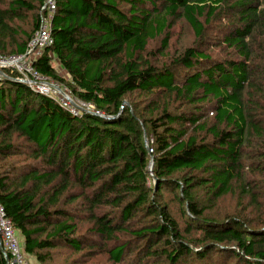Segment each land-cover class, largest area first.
Listing matches in <instances>:
<instances>
[{"label": "trees", "instance_id": "trees-1", "mask_svg": "<svg viewBox=\"0 0 264 264\" xmlns=\"http://www.w3.org/2000/svg\"><path fill=\"white\" fill-rule=\"evenodd\" d=\"M37 1L32 30L16 28L13 20ZM45 2L0 1V54L26 51ZM55 3L54 43L35 68L103 115H75L21 81L0 82V203L26 257L58 264L59 248L106 246L115 264L131 253L137 264H218L219 255L264 264V223L206 215L236 187L259 209L244 175L250 167L264 173V70L253 51L255 38L264 39V0ZM181 18L193 44L153 64L145 55L150 40L162 38L167 50ZM211 30L222 36L213 41ZM211 42L240 58L215 59ZM252 146L258 151L246 164ZM165 190L189 216L184 227ZM0 264H8L1 236Z\"/></svg>", "mask_w": 264, "mask_h": 264}, {"label": "rangeland", "instance_id": "rangeland-1", "mask_svg": "<svg viewBox=\"0 0 264 264\" xmlns=\"http://www.w3.org/2000/svg\"><path fill=\"white\" fill-rule=\"evenodd\" d=\"M1 5L3 7H7L9 3L12 0H0ZM39 2L37 1V7L35 10H28V9H22L18 17H16L13 20L14 26L22 27L28 31L32 30L33 27V19L35 18L36 14H39ZM44 11V10H43ZM47 12L45 11L44 15H46ZM225 27V26H221ZM222 35L219 34L218 31L211 30L209 32V38L214 40H217V38H220ZM171 42L170 47L163 51L161 50V40L162 38L152 39L149 42V45L147 47V52L145 53L146 56L151 60V62L155 65L161 66L162 64L170 63L174 56L183 51L184 48L187 46H190L193 44V41L195 40L194 35L188 26V24L185 22L183 18L176 21L174 24L172 31H171ZM210 39H205V42H207ZM256 42L253 45V51H254V59H255V65L260 66L262 70H264V39L258 38L256 39ZM261 40V42H260ZM208 47V52L211 53L215 59L217 60H225L231 57L240 58L234 54L229 52V49H223L221 47H214V45L211 43H207L206 45ZM12 46L9 47L7 51H10ZM262 82V81H260ZM56 86L58 89L65 95V90L61 87H59L57 84ZM261 87V85H260ZM70 90V89H69ZM71 91V90H70ZM255 90H253L254 92ZM72 98V93H66ZM59 99H61L60 95L57 94ZM74 95V94H73ZM47 96V95H46ZM52 99H54L51 96H48ZM76 98L74 104L72 102V107H76L78 110H82L83 108H86L85 106L81 105L78 102V98L74 95ZM256 97H259V95H256ZM260 98L262 101V104L264 106V94L260 95ZM80 101V100H79ZM57 102V101H56ZM82 102V101H81ZM83 103V102H82ZM126 103H128L126 101ZM91 106L90 108H92ZM91 110L87 109L83 110L84 112ZM262 119L264 122V110L262 111ZM146 144L151 148L152 140L149 139L147 136L145 137ZM152 149V148H151ZM258 151V148L256 146L249 147L246 150V156L244 158V161L246 164L253 162L254 158L252 157L253 154H255ZM248 152V153H247ZM249 155V157H248ZM246 181L250 179V188H254L258 200H259V209H257L251 202L252 198L250 194H243L242 192L236 189L221 198H219L214 205L210 206L207 211L206 215L211 216L214 219L222 220L227 216L239 214L242 218L245 220H249V225L257 228L261 227L264 223V173L260 172H254L251 170V167L245 170ZM259 184V186H258ZM204 189H200V195H202V202L208 203L207 201L208 197L204 193ZM261 192V193H260ZM164 195L167 198L168 201L172 200L173 192L170 190H165ZM171 211L176 216L177 220L180 222L181 226L184 227L185 220L189 217L188 215H184L180 208L176 205L174 201H171ZM245 216V217H243ZM88 223H85L84 225H81V229L83 230ZM122 241L127 238V236H122ZM127 239H133L131 237ZM106 246H102L101 248H94L92 250H85L79 253L72 252V249L68 248H59L58 250H54L53 252H56L57 255L55 256L56 260L58 261V264H115L112 260L109 259V255L107 250L105 249ZM219 255V254H218ZM129 256V255H128ZM134 255H131L127 257L124 263L122 264H137L138 262H133L132 257ZM223 256H218V264H235V259H230L229 261L222 260ZM29 260V264H41L39 263L34 256L28 255L27 256ZM193 260H197V258H194ZM74 261V262H72Z\"/></svg>", "mask_w": 264, "mask_h": 264}, {"label": "built area", "instance_id": "built-area-1", "mask_svg": "<svg viewBox=\"0 0 264 264\" xmlns=\"http://www.w3.org/2000/svg\"><path fill=\"white\" fill-rule=\"evenodd\" d=\"M43 8L47 14L42 17L41 24L29 40L26 51L23 53L0 54V82L6 78L21 81L27 84L33 91L53 97L61 107L71 111L75 115H82L83 110H86V108L91 109L86 112L103 115L101 111L96 109L95 105L86 103L79 98L80 101L78 100V102L86 108L78 110L76 107H72V102L74 104L76 98L73 94L72 98L66 94L72 93L69 88L60 84L57 80L40 73L35 68V61L54 43L51 21L56 9L55 0H46ZM56 84L65 90V95L61 93ZM57 94L60 95L61 99H59ZM91 106L93 107L90 108ZM0 236L3 242V252L8 264H29L13 220L7 216L1 203Z\"/></svg>", "mask_w": 264, "mask_h": 264}, {"label": "water", "instance_id": "water-1", "mask_svg": "<svg viewBox=\"0 0 264 264\" xmlns=\"http://www.w3.org/2000/svg\"><path fill=\"white\" fill-rule=\"evenodd\" d=\"M151 151H152V149H151ZM153 162H154L153 159H151V161H150V166H149V169H150V170H152Z\"/></svg>", "mask_w": 264, "mask_h": 264}, {"label": "crops", "instance_id": "crops-1", "mask_svg": "<svg viewBox=\"0 0 264 264\" xmlns=\"http://www.w3.org/2000/svg\"><path fill=\"white\" fill-rule=\"evenodd\" d=\"M58 67V66H57Z\"/></svg>", "mask_w": 264, "mask_h": 264}]
</instances>
